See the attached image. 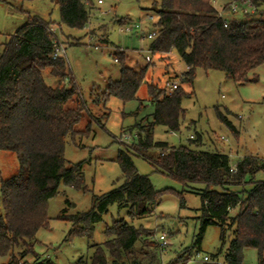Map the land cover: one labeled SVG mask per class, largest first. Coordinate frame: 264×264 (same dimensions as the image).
<instances>
[{"label": "trees", "instance_id": "trees-1", "mask_svg": "<svg viewBox=\"0 0 264 264\" xmlns=\"http://www.w3.org/2000/svg\"><path fill=\"white\" fill-rule=\"evenodd\" d=\"M54 1L60 7L63 24L78 29L88 25L94 8L91 0L89 6L84 0ZM245 1L256 7L255 13L264 10V0H161L160 5L155 2L157 36L151 40L148 51L163 55L176 52L188 67L183 83L193 85L199 68L224 71L237 81L250 80L248 73L264 64V18H234L225 22L218 16V9ZM119 21L121 25L132 22L124 18ZM50 26L51 21L30 17L0 54V150L16 152L20 165L19 172L1 186L5 211L0 214V256L10 257L7 264H20L21 260L25 264H55L49 258H37L32 263L23 259L34 252L38 231L49 225V200L58 195L61 183L78 188L84 185L82 164L68 165L65 150L68 138L82 132L76 124L82 119L85 103L66 59L52 57L55 38ZM115 55L122 64L121 77L110 79L104 99H136L153 60L145 58L144 65L131 66L126 64L125 51ZM47 67L61 79L58 86L46 84L43 70ZM68 78L70 86L64 84ZM148 93L153 111L129 130L138 131L135 146H125L118 153L125 182L95 196L87 212L69 215L63 210L59 217L73 224L69 238L91 239L96 224L114 204L128 208L129 215L135 218L148 214L160 203L162 191L156 189L148 175L138 172L133 159L135 154L157 149V154L148 157L157 170L184 186L205 185L198 189L203 202L198 243L210 225L220 227L223 244L227 231L233 229L225 264H243L244 251L251 247L258 250L259 264H264V179H256L259 172H264V158L245 156L231 170L230 154L198 148L203 143L201 135L190 139L196 147L156 140L155 128L159 125L172 132L181 129L185 118L183 99L190 94L183 85L171 94L149 85ZM144 106L141 102L138 110ZM216 112L218 119L236 134L234 124L220 107ZM181 198L184 207L182 194ZM104 233L105 241L92 246L90 263L80 259L79 264H163L164 246L153 240L152 231L125 219H115ZM181 262L178 259L170 264Z\"/></svg>", "mask_w": 264, "mask_h": 264}, {"label": "rangeland", "instance_id": "rangeland-1", "mask_svg": "<svg viewBox=\"0 0 264 264\" xmlns=\"http://www.w3.org/2000/svg\"><path fill=\"white\" fill-rule=\"evenodd\" d=\"M160 1L102 0L99 3V0H91L94 8L88 25L83 29L63 24L60 7L54 0L0 1V54L5 44L30 17L51 21L50 28L55 29L56 38L66 48L68 69L85 103L82 119L76 124V129L82 132L68 138L65 150L68 165L82 164L84 185L78 188L61 183L58 195L49 200V225L38 231L34 252L26 255L23 261L32 263L37 258H49L55 264H79L80 259L90 263L92 246L105 241V229L115 219H125L136 227L152 231L153 240L164 246L161 252L163 264L178 259L182 260L180 264H225L227 249L234 238L233 229L227 231L223 244L220 227L210 225L198 243L203 204L198 189H204L205 185L192 183L184 186L157 170L148 159L150 155L158 153L157 149L133 155L138 172L148 175L156 189L162 191L160 203L153 206L148 214L132 218L128 208L114 204L103 220L96 224L91 239L86 236L70 239L73 224L59 217L65 209L69 215L89 211L95 196L125 182L117 157L121 148L135 146L138 131L129 130L153 111L149 85L166 89L168 81L178 80L190 94L183 99L185 118L181 129L172 132L159 125L155 128L156 140L176 146L196 147L190 141V136L194 135L197 139L201 135L203 143L197 146L200 150L228 153L234 167L238 160L248 155L264 158V64L252 69L247 81H237L221 70L199 68L193 85L183 83V75L188 67L176 52L151 54L148 48L152 41L143 38L142 32L121 30V18L142 22L145 32L153 30L158 20L154 3L160 5ZM84 2L88 4L89 0ZM228 9H224L228 20L264 18V10L255 14L249 9L229 14ZM220 10L223 11L222 8ZM149 15L153 16L152 20L148 19ZM103 39L107 44L101 43ZM122 51L128 56L127 65H144L145 57L149 54L153 67L136 99L123 102L112 96L105 100L104 92L110 79L118 80L121 77L122 64L115 60V54ZM43 77L49 86L56 87L61 83V79L54 76L49 67L43 70ZM64 84L70 86L69 78ZM141 102L145 106L139 111ZM217 107L232 121L236 134L218 119ZM125 135L130 138L127 139ZM19 169L17 153L0 150V214L5 211L1 197L2 182L16 175ZM256 179H264V172H259ZM181 194L184 207L181 206ZM236 212L233 211V214ZM161 235H165L167 244L160 239ZM204 256H209L210 260L205 261ZM9 260V256H0V264H7ZM243 264H259L256 248L245 249Z\"/></svg>", "mask_w": 264, "mask_h": 264}, {"label": "built area", "instance_id": "built-area-1", "mask_svg": "<svg viewBox=\"0 0 264 264\" xmlns=\"http://www.w3.org/2000/svg\"><path fill=\"white\" fill-rule=\"evenodd\" d=\"M99 3H102V0H99ZM248 9L251 12H253V13L257 11L256 7L250 1H245L243 3L232 2L229 5V9L227 11H228L229 14H234V13L238 12L239 10L247 11ZM218 11H219L218 16L221 17L225 22H227L228 21V16L225 14L224 9H223V11L218 9ZM148 19L152 20L153 16L149 15ZM49 30L54 35V38H55V48H54L52 57L54 59L59 58V57H64L65 58V55H66L65 46L63 44H61L58 41V39L56 38L55 29L54 28H49ZM121 30L127 31L128 33H134V32L141 33L142 32V34H143L142 37L143 38H148L150 40H153L157 36V29L154 28L153 30H151L149 32H145L143 24L140 21L139 22H133L132 21V22H129L127 24H124L121 27ZM145 58H146L147 61L151 60V56L149 54H147ZM115 60L118 61V58H115ZM179 86H180V82L178 80L168 81L167 86H166V92L168 94H171L175 90H177L179 88ZM126 137H127V139L130 138V136H128V135ZM222 138L227 140V138H225V137H222ZM190 139H195V136L191 135ZM120 141L123 142V139L121 138ZM234 169H235V167L232 166L231 170H234ZM160 239L163 241L164 244H167L165 235H161ZM203 259L205 261H209L210 257L209 256H204ZM21 264H25V263H21Z\"/></svg>", "mask_w": 264, "mask_h": 264}]
</instances>
